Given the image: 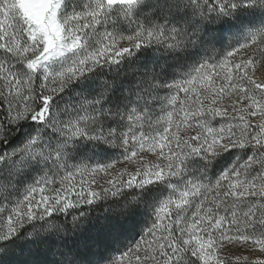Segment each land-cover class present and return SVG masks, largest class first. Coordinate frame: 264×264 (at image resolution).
Returning a JSON list of instances; mask_svg holds the SVG:
<instances>
[{
    "label": "snow or ice",
    "instance_id": "obj_1",
    "mask_svg": "<svg viewBox=\"0 0 264 264\" xmlns=\"http://www.w3.org/2000/svg\"><path fill=\"white\" fill-rule=\"evenodd\" d=\"M0 264H264V0H0Z\"/></svg>",
    "mask_w": 264,
    "mask_h": 264
}]
</instances>
